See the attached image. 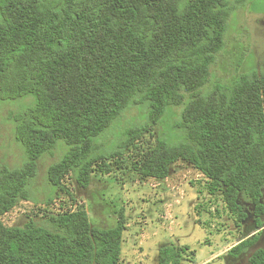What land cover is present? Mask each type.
Masks as SVG:
<instances>
[{
	"label": "trees",
	"instance_id": "16d2710c",
	"mask_svg": "<svg viewBox=\"0 0 264 264\" xmlns=\"http://www.w3.org/2000/svg\"><path fill=\"white\" fill-rule=\"evenodd\" d=\"M264 0H0V102L31 99L12 114L14 139L25 160L0 168V218L31 198L38 161L64 147L46 179L68 192L70 176L86 189L108 175L143 136L154 138L131 165L142 178L164 180L183 161L221 192L232 212L239 198L264 225V72L210 82L224 50L231 14ZM132 108L145 119L109 136ZM173 127L156 128L174 109ZM125 218L94 228L82 207L50 215L43 224L5 227L0 264H120ZM257 236L228 251L238 259ZM185 249L162 247L158 264H182ZM248 264H264V249Z\"/></svg>",
	"mask_w": 264,
	"mask_h": 264
},
{
	"label": "rangeland",
	"instance_id": "374dc122",
	"mask_svg": "<svg viewBox=\"0 0 264 264\" xmlns=\"http://www.w3.org/2000/svg\"><path fill=\"white\" fill-rule=\"evenodd\" d=\"M224 50L211 67L207 91L215 84H228L240 73L264 72V2H245L231 14ZM31 99L0 102V168H16L25 160L23 148L14 139L12 114L28 106ZM180 108L172 110L156 132L173 127ZM145 111L132 108L116 124L109 136L119 134L134 123L144 121ZM170 128V129H169ZM154 138L143 136L136 149L123 156L122 162L108 175H92L86 189L67 176L68 192L54 191L47 182L50 165L64 152L59 145L53 155L38 161L37 176L31 185V198L19 202L0 218L7 227H22L28 222L43 224L47 217L82 207L92 227L107 229L116 225L119 213L125 218L120 264H158L162 247L185 249L182 264H248L256 249H264V227L256 231L253 206L239 198L240 213L228 209L219 191L190 164L177 161L164 180L142 178L131 169L142 150L152 146ZM262 204L264 205V190ZM264 225V215L261 217ZM258 237L249 253L238 259L228 251L246 238Z\"/></svg>",
	"mask_w": 264,
	"mask_h": 264
}]
</instances>
